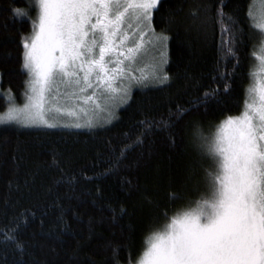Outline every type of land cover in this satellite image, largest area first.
I'll return each instance as SVG.
<instances>
[{
  "label": "trees",
  "instance_id": "1",
  "mask_svg": "<svg viewBox=\"0 0 264 264\" xmlns=\"http://www.w3.org/2000/svg\"><path fill=\"white\" fill-rule=\"evenodd\" d=\"M253 2L161 0L151 23L167 37L168 79L134 88L107 125H0V264H138L154 232L209 195L196 136L243 109L264 39ZM221 10L236 22L227 33ZM37 17L35 0H0V113L9 97L24 103Z\"/></svg>",
  "mask_w": 264,
  "mask_h": 264
},
{
  "label": "snow or ice",
  "instance_id": "2",
  "mask_svg": "<svg viewBox=\"0 0 264 264\" xmlns=\"http://www.w3.org/2000/svg\"><path fill=\"white\" fill-rule=\"evenodd\" d=\"M160 3L35 0L38 23H34L30 40L23 38V67L31 77L24 94L27 102L22 108L9 106L0 113V125L56 127L46 114L62 112L59 107H50L59 101L61 85L72 89L67 99L83 98L86 102L94 101L95 91L84 97L78 93L93 88L92 77L97 85H107L109 92H115L112 82L129 75L125 61L135 63L148 47L167 40L151 25L152 13ZM12 11L15 16L27 15L21 9ZM218 15L222 24L227 21L231 26L224 29L226 33L235 28L232 17L222 10ZM252 27L264 36V24ZM130 33L137 37L131 41L133 47H128ZM232 39L235 41V33ZM225 53L235 56L231 45ZM260 59L264 63V57ZM109 64L115 66L110 68ZM253 75L249 73L250 78ZM260 75L264 76V67ZM131 79L141 82L136 77ZM246 93L251 94L252 102L246 96L239 116L226 118L211 138L200 133L196 136L202 155L214 167L207 172L209 195L194 208L172 217L162 231L154 232L146 240L140 264H264V79H257ZM123 94L127 96V89ZM13 103L14 98L9 97V104ZM67 114L75 112L68 110ZM143 123L148 130L153 124L150 120Z\"/></svg>",
  "mask_w": 264,
  "mask_h": 264
},
{
  "label": "rangeland",
  "instance_id": "3",
  "mask_svg": "<svg viewBox=\"0 0 264 264\" xmlns=\"http://www.w3.org/2000/svg\"><path fill=\"white\" fill-rule=\"evenodd\" d=\"M251 11L252 18L253 21H255V24L257 26H259L260 24H264V0H254ZM36 23H38V18ZM136 39L137 37L135 35H131L130 33V42L128 43V47H133L134 45L131 41H134ZM167 53L168 47L166 40L156 45L155 47H148L145 52L137 58L135 63L125 61V72L129 75H124L123 78L118 77L115 81L112 82V88L116 89L115 92H109L107 85H97L95 78L92 77L91 79L93 82V88L88 89L87 92L83 94L78 93V95L81 97L92 96L93 91H95L94 101L86 102L83 98L67 99V94L70 93L72 89H66L64 86L61 85L59 87L60 99L57 103L50 105V107L53 109L59 107L62 109V112L55 113L54 111H50L46 114L49 122L57 125L56 127L52 128L69 127L72 129H92L99 126L107 125L108 123L112 122L116 115V112L118 113V111L120 110L121 105L125 104L129 100L128 98L131 95L130 93H132V90L134 88H136L137 86H145L150 85L152 83L155 84L164 82L162 79H157L156 77L166 76V74L164 73V67L167 62ZM254 55L256 57L254 62V68L251 72L254 75L251 77L248 88H251L255 84L257 79H264V76L260 75L261 69L262 67H264V63H262L260 59L261 57H264V39L261 40L258 48L255 50ZM114 66L115 65L113 64H109L110 68ZM80 75L82 76V73H80ZM131 77L139 78L141 82L137 83L135 80H132ZM30 79L31 77L29 75V80ZM124 89H127V96L123 94ZM28 94H31L30 91L28 92ZM53 95H56V93L53 92ZM247 98L249 99V102H252V96L250 93L247 94ZM26 102L27 101L25 98L24 103L19 104L14 102L12 105L9 104V106L22 108ZM81 109H83L84 111H81ZM68 110H73L75 112V115H68ZM85 112L87 114H85ZM222 123L223 121L219 126H221ZM77 124L81 126L76 127ZM23 127L47 128L46 125H24ZM138 264H140V262Z\"/></svg>",
  "mask_w": 264,
  "mask_h": 264
}]
</instances>
